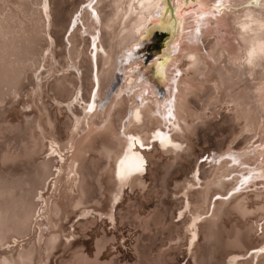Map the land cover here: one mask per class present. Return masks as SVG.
<instances>
[{"label":"bare ground","instance_id":"6f19581e","mask_svg":"<svg viewBox=\"0 0 264 264\" xmlns=\"http://www.w3.org/2000/svg\"><path fill=\"white\" fill-rule=\"evenodd\" d=\"M217 2L228 7L208 14L196 0H0V163L25 168L0 171V264H47L69 248L71 214L93 203L116 220L125 188L145 187L146 154L162 156L170 175L182 152L195 156L200 135L209 143L218 116L228 135L163 179L164 193L170 184L181 196L162 200L171 208L144 224L182 217L167 222L165 239L178 253L185 247L190 264H264V0H199L204 10ZM157 29L171 33L165 61L144 67L136 55ZM169 99L175 128L163 119ZM156 132L180 147L162 145ZM128 136L152 148L137 145L143 170L121 179ZM249 219L256 225H241ZM80 252L73 262L107 264L98 251L94 261Z\"/></svg>","mask_w":264,"mask_h":264},{"label":"rangeland","instance_id":"374dc122","mask_svg":"<svg viewBox=\"0 0 264 264\" xmlns=\"http://www.w3.org/2000/svg\"><path fill=\"white\" fill-rule=\"evenodd\" d=\"M55 2H57V0H55ZM72 2H75V0H69V3ZM55 5L52 6L56 8ZM75 19L76 17L73 21H75ZM56 32L58 33V30L52 28V36H56L54 38L57 40L58 35ZM158 40L160 42V38ZM57 51L60 52L61 49L58 48ZM139 53L140 52H138L136 56L140 55ZM118 75L119 72L112 84L113 89L120 85L121 77ZM2 107L10 108V105H3ZM214 124L215 131L210 133L211 138L209 139V143H203L202 135H200L198 145L195 146V156L204 153L208 154V152H210L212 149H216L217 145L221 143V141L228 135V133L227 135H224L222 132H220V130H224V128L228 126L227 124H223L221 116H218V119L214 120ZM20 138L21 136H19V141ZM4 141V139H0V143H5L6 141ZM9 143L15 142L12 140ZM19 144H21V146L23 145L21 142H19ZM21 146L19 145V147ZM1 152L2 149L0 148V153ZM150 152L152 153L146 154L148 157L147 159L150 161L147 165L148 170L144 173L145 187H143V189L141 188L142 190L138 189V191L137 189L135 191L129 189L128 187L125 188L126 193L113 208V215H117V219L114 220V218H110L108 215L107 216L109 218H107L101 211H96L95 208H97V205L94 203L92 205L96 207L92 206L93 208L88 209V213L86 215H80L79 212L76 214H71V221L67 223V227H71L73 236L70 239L63 238L64 243L70 244L69 248L65 249L62 245L60 248L55 250L54 255L47 264H83L72 261L74 260V256L70 255L76 250L82 251L78 253V255L83 254V252L87 254V256L89 255L88 257H90L91 261L92 259L94 261V259L97 257L96 253L98 251L99 256L101 255L98 257L102 259L100 260V263L105 262L107 264H158L156 261L163 263L164 259L169 264H190L191 260L180 253L186 248H180L178 253L175 246L176 243L168 242L165 239L166 225L169 222L179 223L181 222L182 217L177 216L170 221L165 219L162 223L164 226L153 222L147 227L144 223L152 220L153 216L155 215L152 212L155 211L161 214L167 208H171V205L166 206L162 204V200L169 203H174V201H176L181 196L180 194H176L177 189L175 186L171 185L169 187L170 184H167V188L169 189L168 192L164 193V190L161 187L164 183L163 179L167 178L169 181H171L172 177H174L173 173L178 168L184 166L191 167L188 164V161L195 158V156L188 157L185 152H182L181 158L178 159V163L171 169V172L173 173L167 176L165 172V167L167 165L165 162H163V157L154 154L155 151H153V149ZM24 169L23 163L20 161L9 162L6 164L0 163V171L4 170L5 172H9L13 170L19 174ZM175 176H178V174ZM184 178H182V180H178L177 183H181ZM236 205V202L232 203L229 209L231 211L237 212V210L234 209ZM122 207L124 210H121ZM168 217L170 219V213ZM236 219H238V221ZM90 220H93L94 223L82 226L83 222H88ZM233 221L240 222V219L235 218ZM251 222L256 225V220L252 219L243 222L241 225L248 226ZM262 223L264 226V221ZM259 232L261 234L263 233L261 230ZM259 232L255 234V237L258 236ZM102 238H104L103 247H100L101 251H99L100 248L98 249L97 242Z\"/></svg>","mask_w":264,"mask_h":264},{"label":"snow or ice","instance_id":"6c2138e0","mask_svg":"<svg viewBox=\"0 0 264 264\" xmlns=\"http://www.w3.org/2000/svg\"><path fill=\"white\" fill-rule=\"evenodd\" d=\"M196 3H197V7L199 9L206 11L208 14H210L211 11H221L224 8L228 7L227 3H225L224 5H221L219 2H217V4L214 6L213 9L204 10L203 5H201L199 3V0H196ZM258 6H260V5H258ZM164 7L166 8L167 4H165ZM177 11L179 12L180 9H177ZM204 18H205L204 16H198L197 20H201ZM180 27H181V31H182L183 30V24H181ZM197 31H199V29H197ZM241 39H243V37H241ZM176 47H179V45H176ZM249 55L251 56V51L249 52ZM251 62H252L251 59H249L248 63H251ZM137 119H139L138 116H137ZM163 119L166 122H171L173 128L176 127L175 117L173 116V110L171 108V99H169L165 102V116L163 117ZM155 135H156V137L160 138V143L162 145L171 144V146L174 148L180 147L179 144L173 143L171 138L165 134H162L160 132H156ZM126 139L128 141V146L126 148L123 159H119V161H118L121 179H124L127 176L131 175L132 172H139V171L143 170V157H141L136 151H134V149L136 148L137 145H139L140 148L145 147L144 143L140 140V138L138 136H128ZM130 161L133 163L130 164L129 163Z\"/></svg>","mask_w":264,"mask_h":264},{"label":"water","instance_id":"95a60500","mask_svg":"<svg viewBox=\"0 0 264 264\" xmlns=\"http://www.w3.org/2000/svg\"><path fill=\"white\" fill-rule=\"evenodd\" d=\"M192 1H194V0H192ZM151 31L152 30H149L148 34H150ZM153 35L157 36L158 39L160 38V42L158 40V45H157L156 49L150 55H145L144 56V61H145L144 62V67L146 65H148L149 63L153 62L155 59H157L158 63H163L165 61V58L162 56V54H163V52H164V50L166 48L167 43L170 41L171 33L170 32H165V31L162 32V31L157 29V30H155L153 32ZM119 82H120V80H119ZM161 91H162V94H164L163 90H161ZM162 94H161V96H162ZM201 161H202V163H205V162H208L209 159H208V157H204Z\"/></svg>","mask_w":264,"mask_h":264},{"label":"trees","instance_id":"16d2710c","mask_svg":"<svg viewBox=\"0 0 264 264\" xmlns=\"http://www.w3.org/2000/svg\"><path fill=\"white\" fill-rule=\"evenodd\" d=\"M158 44V38L157 36H154L152 41L140 52V55H150L154 49H156Z\"/></svg>","mask_w":264,"mask_h":264}]
</instances>
